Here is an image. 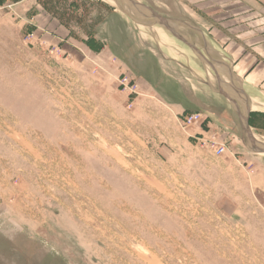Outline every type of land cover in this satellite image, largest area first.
Listing matches in <instances>:
<instances>
[{
	"label": "rangeland",
	"instance_id": "obj_1",
	"mask_svg": "<svg viewBox=\"0 0 264 264\" xmlns=\"http://www.w3.org/2000/svg\"><path fill=\"white\" fill-rule=\"evenodd\" d=\"M237 1L0 0V264H264V154L196 29Z\"/></svg>",
	"mask_w": 264,
	"mask_h": 264
},
{
	"label": "crops",
	"instance_id": "obj_2",
	"mask_svg": "<svg viewBox=\"0 0 264 264\" xmlns=\"http://www.w3.org/2000/svg\"><path fill=\"white\" fill-rule=\"evenodd\" d=\"M243 1L238 0L233 7L240 20L229 21L226 25H212L207 21L196 29L205 42L200 47L203 54L200 51L199 54L202 59L209 60L216 79L223 84L225 92L231 93L229 99L235 95L246 102L245 120L251 139L256 143L253 133L260 124H251V120H255L254 117L264 119V25L255 19L256 6L252 5V0ZM241 13L244 15L241 16ZM238 111L235 110L236 114H240L241 111ZM221 118L216 119L221 122ZM254 135L260 140L258 135ZM259 143L257 145L264 144Z\"/></svg>",
	"mask_w": 264,
	"mask_h": 264
},
{
	"label": "built area",
	"instance_id": "obj_3",
	"mask_svg": "<svg viewBox=\"0 0 264 264\" xmlns=\"http://www.w3.org/2000/svg\"><path fill=\"white\" fill-rule=\"evenodd\" d=\"M13 7H14L13 5L0 6V15H1V12H3L4 10L14 11ZM121 85L124 89H127V90L128 89L131 90L133 88V86L130 85V83L127 79H123V83H121ZM202 120H203L202 116L199 113H191V114L183 117V119L181 120V125L183 127H188V126H192L194 124L201 123ZM210 148H211L213 154L216 156H219V157L224 155V153H226L225 146L222 144H218L214 141L210 142Z\"/></svg>",
	"mask_w": 264,
	"mask_h": 264
},
{
	"label": "water",
	"instance_id": "obj_4",
	"mask_svg": "<svg viewBox=\"0 0 264 264\" xmlns=\"http://www.w3.org/2000/svg\"><path fill=\"white\" fill-rule=\"evenodd\" d=\"M154 15H155L156 19L159 21L160 25H163L164 27H166L167 29H169L170 32L174 35V37H176L177 39H180V37L174 31H172L170 29V27L168 26L167 22H165L163 18L159 17L156 14H154ZM180 40L183 41L182 39H180ZM183 43H185L186 45H188L185 41H183ZM244 129H245L246 133L248 134V138L247 139H248V143L250 144V147H251L252 151H254L255 153H264V145H257L252 139H250L251 136L249 134V127H248L247 120L244 121Z\"/></svg>",
	"mask_w": 264,
	"mask_h": 264
},
{
	"label": "bare ground",
	"instance_id": "obj_5",
	"mask_svg": "<svg viewBox=\"0 0 264 264\" xmlns=\"http://www.w3.org/2000/svg\"><path fill=\"white\" fill-rule=\"evenodd\" d=\"M165 21V20H164ZM165 22H167V21H165ZM256 109V108H255ZM253 138L259 143V141L257 140V138H255L256 136L253 134ZM262 143V142H261ZM261 143H259V144H261ZM257 144V143H256Z\"/></svg>",
	"mask_w": 264,
	"mask_h": 264
}]
</instances>
